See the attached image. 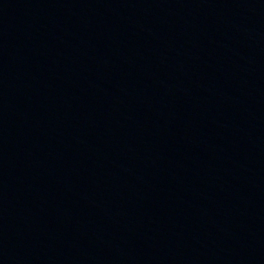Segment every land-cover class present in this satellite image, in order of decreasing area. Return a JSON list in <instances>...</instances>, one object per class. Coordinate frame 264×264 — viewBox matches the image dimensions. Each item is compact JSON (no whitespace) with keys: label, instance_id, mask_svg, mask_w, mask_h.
Here are the masks:
<instances>
[{"label":"water","instance_id":"95a60500","mask_svg":"<svg viewBox=\"0 0 264 264\" xmlns=\"http://www.w3.org/2000/svg\"><path fill=\"white\" fill-rule=\"evenodd\" d=\"M264 0H0V264H263Z\"/></svg>","mask_w":264,"mask_h":264}]
</instances>
